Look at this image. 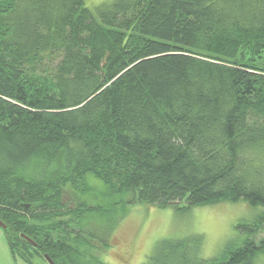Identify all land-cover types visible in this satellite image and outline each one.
<instances>
[{
  "label": "trees",
  "instance_id": "1",
  "mask_svg": "<svg viewBox=\"0 0 264 264\" xmlns=\"http://www.w3.org/2000/svg\"><path fill=\"white\" fill-rule=\"evenodd\" d=\"M264 206V0H0V219L14 257L93 251L130 205ZM218 257L190 235L145 264H254L264 212ZM29 237L33 242L29 241Z\"/></svg>",
  "mask_w": 264,
  "mask_h": 264
},
{
  "label": "rangeland",
  "instance_id": "2",
  "mask_svg": "<svg viewBox=\"0 0 264 264\" xmlns=\"http://www.w3.org/2000/svg\"><path fill=\"white\" fill-rule=\"evenodd\" d=\"M113 0H85L94 9ZM183 204L159 207L136 203L130 205L109 236L110 246L93 251L108 264H145L152 261L159 245L165 240L198 235L202 246L200 255L206 259L218 257L229 244L236 247L247 234L237 228L239 222H249L264 212V206L248 201H220L183 209ZM0 264H50L47 259L35 257L32 263L14 257L3 229L0 227ZM254 264H264L261 253Z\"/></svg>",
  "mask_w": 264,
  "mask_h": 264
},
{
  "label": "water",
  "instance_id": "3",
  "mask_svg": "<svg viewBox=\"0 0 264 264\" xmlns=\"http://www.w3.org/2000/svg\"><path fill=\"white\" fill-rule=\"evenodd\" d=\"M0 227L3 228V229H6V228H7L5 222H4L3 220H1V219H0ZM24 237H26L29 241L33 242V240L30 239L29 237H27V236H24ZM33 243H35V242H33ZM45 257H46V259L49 261L50 264H56V263L52 260V258H50L48 255H45Z\"/></svg>",
  "mask_w": 264,
  "mask_h": 264
}]
</instances>
